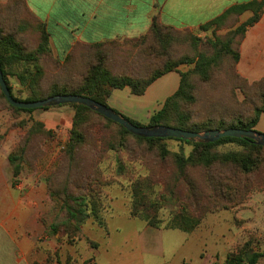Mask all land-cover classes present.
<instances>
[{"label": "rangeland", "instance_id": "obj_1", "mask_svg": "<svg viewBox=\"0 0 264 264\" xmlns=\"http://www.w3.org/2000/svg\"><path fill=\"white\" fill-rule=\"evenodd\" d=\"M11 8L13 14H9L6 8L0 11V25L6 34H14L18 30V38L25 36L24 43L34 51L40 43L36 22L20 3ZM242 16H229L219 27L207 31H201L200 27L164 30L161 33L163 42L152 37L134 46L127 42L126 47L132 48L138 60L131 74L140 79L149 78L167 62L184 63L157 79L144 95H133L127 88L116 89L106 99L107 105L147 125L151 116L162 108L166 98L178 89L180 74L187 72L195 99L185 104L191 122L202 128L200 132L206 127L218 128L221 124L233 125L238 120L248 121L254 116V108L261 104L264 83L243 77L238 71L239 61L236 62L232 54H222L207 67L206 76L195 70L202 57L215 54L209 41L217 38L225 40L231 30L245 21ZM10 22H14V30L5 29L11 26ZM240 40V37L235 39L233 50L240 51ZM48 51L49 56L40 58L44 73L34 88L36 97L40 98L48 97L52 86L79 84L81 80L74 76L84 72L81 69L86 67L85 62L79 60L75 71L70 64L62 68L55 63L59 59L50 45ZM116 60L115 66L124 69L123 60ZM6 72L14 95L23 99L28 97L33 88L22 85L17 77L23 72L22 67L15 63L6 66ZM1 94L0 88V152L8 158L9 183L25 189L40 185L45 188L48 201L37 206L36 210L49 240L61 243L59 247L54 242L53 248L45 246L48 263L73 264L74 256L81 257L85 247L98 250L114 236L113 248H119L126 238H134L145 230L173 234L168 238L171 242L166 244L178 249L172 263L181 255L185 259L179 264H226L230 254H241L245 258L253 252L264 254V161L246 176L229 166H214L213 175L217 180L220 176L237 175L236 187L240 194L228 208L205 214L193 232L152 228L145 221L130 215V184L148 174L149 163L158 162L154 151L145 150V144L125 134L119 124L90 113L87 123L79 130L84 142L70 155L67 147L76 112L71 104L19 112L9 107ZM256 130L264 133L262 116ZM163 143L169 151L185 156L193 148L173 139H166ZM216 150L227 152L239 150V147L226 144ZM10 158L14 159L13 163ZM169 164L173 166L170 160ZM14 168L19 169L17 174H14ZM202 176V172L193 173L199 181ZM89 192L98 195L97 212L102 224L92 215L87 216L93 208L91 205L85 207L83 213L78 212L75 218H69L68 209L77 207L74 199ZM179 206L178 201H168L160 210V218L168 220ZM257 264H264V255Z\"/></svg>", "mask_w": 264, "mask_h": 264}, {"label": "trees", "instance_id": "obj_2", "mask_svg": "<svg viewBox=\"0 0 264 264\" xmlns=\"http://www.w3.org/2000/svg\"><path fill=\"white\" fill-rule=\"evenodd\" d=\"M16 3L20 2L15 0L8 6L0 7V11L6 8L9 14H13L11 7H14ZM245 13H250L251 15L234 30H231L225 40L217 38L215 41H209L215 49V54L212 57H202L196 63L195 70L197 72L206 76L207 67L217 61L222 54H232L235 61H239L240 51L233 50L232 44L237 37L241 38L240 42L242 43L248 29L260 21L264 13V0H251L246 3L232 5L220 16L200 26L201 31H207L211 28L219 27L229 16L243 15ZM29 16L32 18L30 14ZM34 21L40 33V43L34 51L28 48L27 43H24L25 36L22 35L18 38L17 29L14 34L11 32L6 34V30L0 25V66L2 74L12 96L20 101H38L59 94H74L92 98L108 106L106 99L111 95L113 90L129 88L133 95H144L148 87L157 79L175 71L179 64L184 63L183 61L167 62L162 69L156 70L146 79H140L131 74V72L135 71L134 66L138 60L136 53L133 54L132 48H127L126 43L128 42L134 46L135 43L143 42L149 37L163 42L161 33L164 30H173V28L163 25L155 17L150 31L136 40H125L110 45L98 44L92 47L77 46L72 54L68 55L63 62L57 60L55 63L62 68L66 64H70L72 71H75V65L78 67L77 62L79 60L85 62L84 66L86 65V67L81 69L84 72L74 74V77L80 79L81 82L77 85L65 83L61 87L55 85L52 86L48 97H36L34 88L44 73V69L39 63L41 61L40 58L41 56H49L50 51H48L49 35L44 24L36 20ZM9 25L11 26L5 29H15L14 22H10ZM118 58L123 60L124 69L118 68V65L115 66L118 62L116 59ZM15 63L19 64L23 70L17 76L20 83L33 88L31 94L24 99L14 95L13 87L6 72V66H11ZM258 81L264 83V77ZM1 95L6 99L3 93ZM262 97L260 106L254 108V116L248 121L238 120L233 125L225 126L221 124L218 128L207 129L206 127L204 130H223L227 128L256 130L261 116L264 119V95ZM194 99L193 86L189 82L188 73L182 72L180 74L178 89L173 95L166 98L162 108L151 116L147 125L141 124L127 116L125 117L138 126L166 125L200 132L202 128L191 122L187 104H185L193 102ZM71 105L75 108L76 112L71 132L72 137L69 140L67 152L73 155L76 149L84 142V138H82L83 134L79 130L82 125L87 123L88 114L101 115L86 106ZM9 107L19 112H32L35 110L15 108L10 104ZM48 108L45 107L43 109ZM101 117L108 122L115 123L103 116ZM120 128L125 134H129L135 137L136 140L143 142L145 150L154 151V156L158 161L157 163H149L148 174L130 184L132 199L130 215L145 221L152 228L180 230L185 233L193 232L201 224L205 214L222 209L223 207L226 208L240 194V190L236 187L237 175L235 177L230 175H225L226 177L220 176L217 180L213 175L214 166H229L239 174L246 176L257 170L264 161V147L255 144V142L247 138L224 137L212 143H197L175 138H144L129 133L122 126ZM166 139H173L192 145L191 153L185 156L179 152L169 151L163 143ZM226 144H234L239 147V150L227 152L216 150L218 146ZM169 160L173 166L169 164ZM10 161L13 163L14 159L10 158ZM121 169L123 171L122 165H120ZM18 172L19 169L14 168V174ZM196 172H202L201 181L193 177V173ZM97 196L89 192V194L80 195L78 198H75L74 201H76L77 207L68 209L69 218H75L78 212L83 213L85 207L91 205L93 208L87 216L92 215L98 223L102 224V220L97 212V203L99 202ZM172 200L178 201L180 205L178 210L168 220L161 219L159 216L160 210L168 201ZM263 255V253L253 252L247 254L245 258L241 254H230L226 260V264H245V262L247 264H257Z\"/></svg>", "mask_w": 264, "mask_h": 264}, {"label": "crops", "instance_id": "obj_3", "mask_svg": "<svg viewBox=\"0 0 264 264\" xmlns=\"http://www.w3.org/2000/svg\"><path fill=\"white\" fill-rule=\"evenodd\" d=\"M13 1L0 0V7ZM17 1L34 20L44 24L50 48L63 62L77 46L136 40L150 31L155 17L169 28L193 29L220 16L232 5L251 0ZM250 15L245 13L242 19ZM238 71L252 81L264 77V13L242 40ZM7 167L8 158L0 152V264H60L48 263L45 246L53 248L54 242L59 247L61 243L49 240L36 210L48 201L45 188L14 186L9 183ZM171 235L145 230L134 238H126L119 248H113L112 236L98 250L85 247L81 257L74 256L73 264H179L185 256L172 263L178 249L166 245Z\"/></svg>", "mask_w": 264, "mask_h": 264}, {"label": "water", "instance_id": "obj_4", "mask_svg": "<svg viewBox=\"0 0 264 264\" xmlns=\"http://www.w3.org/2000/svg\"><path fill=\"white\" fill-rule=\"evenodd\" d=\"M0 88L8 103L21 109H38L45 107H54L66 104H78L83 105L91 110L97 112L103 117L119 124L129 133L144 137V138H175L184 141H192L197 143H212L220 140L224 137H235V138H247L255 142V144L264 147V133L258 132L257 130H246L240 128H227V129H212L202 132H195L175 128L166 125L156 126H138L132 123L124 115L118 113L114 109L101 104L92 98L74 94H59L50 96L48 98L38 101H20L14 98L8 88V85L3 77L1 66H0Z\"/></svg>", "mask_w": 264, "mask_h": 264}]
</instances>
